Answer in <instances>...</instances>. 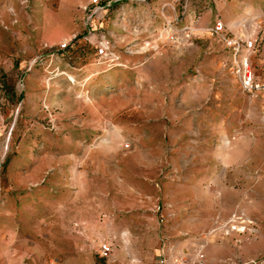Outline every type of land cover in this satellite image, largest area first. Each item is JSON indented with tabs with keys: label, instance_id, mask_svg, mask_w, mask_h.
Instances as JSON below:
<instances>
[{
	"label": "rangeland",
	"instance_id": "1",
	"mask_svg": "<svg viewBox=\"0 0 264 264\" xmlns=\"http://www.w3.org/2000/svg\"><path fill=\"white\" fill-rule=\"evenodd\" d=\"M89 2L0 0V264H154L191 235L202 264H264L259 101L208 32L244 23L264 79V0ZM166 23L191 45L168 43ZM101 39L119 66L94 56Z\"/></svg>",
	"mask_w": 264,
	"mask_h": 264
},
{
	"label": "built area",
	"instance_id": "2",
	"mask_svg": "<svg viewBox=\"0 0 264 264\" xmlns=\"http://www.w3.org/2000/svg\"><path fill=\"white\" fill-rule=\"evenodd\" d=\"M87 6L83 7L82 10L90 12V15L97 12L98 0H90ZM176 21V18L174 19ZM164 34L166 40L178 43L181 40L189 41L191 35L190 26H183L180 30L175 31L171 26V23H166L164 26ZM244 23H239L235 33L231 35H226L224 33V27L221 21L215 20L211 27L208 29L209 35L218 39L219 42L223 43L231 52V62H232V71L237 77L239 87L241 91L247 95L255 97L259 101L260 111L259 116L260 120L264 126V81H258L255 79L254 74L250 67L249 56L254 51L255 40L251 33L246 30ZM76 37L72 36L67 41H63L58 44L55 49H48L45 55H51L56 53H65L76 41ZM86 42H89L85 39ZM60 54V55H61ZM94 56L99 62L105 63L107 67L119 66L118 56L110 49V45L107 40L101 39L94 46ZM128 145L125 144L124 148H127ZM162 206L158 205L155 207V212L159 213V222H162L164 215L162 214ZM234 222V221H233ZM218 229L223 232V234H228L229 232L236 231V225H219ZM203 245H199L194 249L192 255H180L174 257L171 260L170 264H202L203 254H202ZM112 253V244L110 242H102L98 246V256L100 259L108 260ZM158 264H167L165 259L160 256Z\"/></svg>",
	"mask_w": 264,
	"mask_h": 264
},
{
	"label": "crops",
	"instance_id": "3",
	"mask_svg": "<svg viewBox=\"0 0 264 264\" xmlns=\"http://www.w3.org/2000/svg\"><path fill=\"white\" fill-rule=\"evenodd\" d=\"M231 34H232V32H231ZM167 42L169 43L170 41L167 40ZM191 42H192V37H190L189 41L181 40L178 43H173V42H170V43H172L173 45L175 44L174 46L176 48H180V46L182 47L183 45H186V46L191 45ZM254 77L258 81H264V79L261 80V79L257 78L255 75H254ZM259 111H260V106H259ZM240 217H243V213H241L240 211L238 213H233L231 215V219H233L234 223H235V220L236 221L241 220ZM225 225H228V224L226 223ZM242 229H243V227H242ZM236 230H240V228L238 229L236 227ZM237 232H239V231H237ZM229 233H232V232H229ZM177 234H179V235L180 234H183L184 235V233L182 231L177 232ZM203 241H204V239L199 238V237H194L193 235H191L186 240H182L181 242H177V244H176L177 247L176 248H178L179 250H178L177 254L174 255L173 257L169 253V247H168V245H166L165 243H161L157 247V250H156L157 253H156L155 257H154L155 258V263L154 264H158L157 262H158L160 256L165 259V261H166L167 264H170L171 263V260L174 257L180 256V255L190 256V255L193 254L194 249L196 247H198L199 245H203V249H204L205 243ZM102 242H108V241H101L100 243H102ZM99 244L97 245V252H98V246H99ZM112 248H113V245H112ZM182 249H184V250H182ZM110 258H111V256H110ZM101 260L107 261L105 259H101ZM133 263H135V262L132 261V260H130V264H133Z\"/></svg>",
	"mask_w": 264,
	"mask_h": 264
},
{
	"label": "trees",
	"instance_id": "4",
	"mask_svg": "<svg viewBox=\"0 0 264 264\" xmlns=\"http://www.w3.org/2000/svg\"><path fill=\"white\" fill-rule=\"evenodd\" d=\"M73 45H74V44H73ZM70 48H72V46H71ZM70 48H69V49H70Z\"/></svg>",
	"mask_w": 264,
	"mask_h": 264
}]
</instances>
